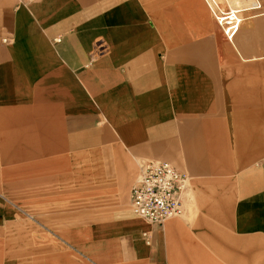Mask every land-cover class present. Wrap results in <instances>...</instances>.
<instances>
[{
  "label": "crops",
  "instance_id": "obj_1",
  "mask_svg": "<svg viewBox=\"0 0 264 264\" xmlns=\"http://www.w3.org/2000/svg\"><path fill=\"white\" fill-rule=\"evenodd\" d=\"M186 211L136 216L145 162ZM0 264H264V16L207 0H0Z\"/></svg>",
  "mask_w": 264,
  "mask_h": 264
},
{
  "label": "built area",
  "instance_id": "obj_2",
  "mask_svg": "<svg viewBox=\"0 0 264 264\" xmlns=\"http://www.w3.org/2000/svg\"><path fill=\"white\" fill-rule=\"evenodd\" d=\"M217 21L229 38L243 19V9L232 7L225 0H207ZM141 179L131 188L133 213L148 221L163 224L174 215L186 211V198L190 191L191 174L167 159L144 163Z\"/></svg>",
  "mask_w": 264,
  "mask_h": 264
},
{
  "label": "rangeland",
  "instance_id": "obj_3",
  "mask_svg": "<svg viewBox=\"0 0 264 264\" xmlns=\"http://www.w3.org/2000/svg\"><path fill=\"white\" fill-rule=\"evenodd\" d=\"M223 3H225V0H220ZM232 7H241L244 11L243 13V19L247 17L248 13L263 17L264 16V0H227ZM140 221H144L143 219H140Z\"/></svg>",
  "mask_w": 264,
  "mask_h": 264
},
{
  "label": "bare ground",
  "instance_id": "obj_4",
  "mask_svg": "<svg viewBox=\"0 0 264 264\" xmlns=\"http://www.w3.org/2000/svg\"><path fill=\"white\" fill-rule=\"evenodd\" d=\"M143 219V218H142Z\"/></svg>",
  "mask_w": 264,
  "mask_h": 264
}]
</instances>
